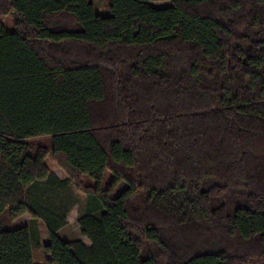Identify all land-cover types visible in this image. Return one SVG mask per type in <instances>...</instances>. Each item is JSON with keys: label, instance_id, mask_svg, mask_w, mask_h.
Segmentation results:
<instances>
[{"label": "trees", "instance_id": "1", "mask_svg": "<svg viewBox=\"0 0 264 264\" xmlns=\"http://www.w3.org/2000/svg\"><path fill=\"white\" fill-rule=\"evenodd\" d=\"M109 3L0 0V264H264V0Z\"/></svg>", "mask_w": 264, "mask_h": 264}, {"label": "rangeland", "instance_id": "2", "mask_svg": "<svg viewBox=\"0 0 264 264\" xmlns=\"http://www.w3.org/2000/svg\"><path fill=\"white\" fill-rule=\"evenodd\" d=\"M98 9L99 11L104 15L110 14V3L109 0H90ZM155 7H164L168 6L170 4L169 1H161V2H152L151 3ZM3 23L5 27L9 30H12L14 28L13 24V18L11 15H6L3 17ZM30 145L34 148L39 145H45L49 148V153L47 155V158L45 160V163L50 167L55 165L52 157H51V139L49 136L44 137H38L28 140ZM56 166V165H55ZM58 173L62 172L57 169ZM64 174V173H63ZM111 172L107 171L105 175V181L103 186L106 187L111 178H112ZM72 186V184H71ZM126 186V183L124 181L119 182L113 189V195H118ZM75 198L77 200V204L73 207V209L70 211L69 215V223L62 229V231L58 234V236L65 240H72V239H80L85 244H89V241L87 238L81 235L80 227L77 223L78 216L83 213L85 208V202H86V196L78 191L75 193ZM29 215L24 214L22 217L17 218L14 221V227L19 226L20 223H23L25 219H28ZM38 227H39V237H40V243L39 246H36L33 248V258L35 262L39 263H45L46 257L48 256L44 250L42 245L47 240V232L45 225L42 221H38Z\"/></svg>", "mask_w": 264, "mask_h": 264}, {"label": "crops", "instance_id": "3", "mask_svg": "<svg viewBox=\"0 0 264 264\" xmlns=\"http://www.w3.org/2000/svg\"><path fill=\"white\" fill-rule=\"evenodd\" d=\"M50 168H51V170H53L55 173H56V175L58 176V177H60V178H64L65 177V174H63V171L60 169V168H58L57 166H55V165H53L52 167L50 166ZM56 168L57 169H59L61 172H62V174L61 173H58L57 172V170H56ZM72 187V186H71ZM73 188V187H72ZM73 193H74V195H75V193H76V191H74L73 190ZM77 201V200H76ZM85 209V208H84ZM24 215V214H23ZM22 215V216H23ZM22 216H20V217H22ZM30 218V217H29ZM29 218L28 219H25V221L23 222V223H25V222H27L28 220H29ZM16 220V219H15ZM14 220V221H15ZM14 221H13V226H14ZM69 223V215L67 216V224ZM66 226V225H65ZM64 226V227H65ZM64 227H62L61 229H59L58 231H57V235L62 231V229L64 228ZM48 257V256H47ZM46 257V258H47Z\"/></svg>", "mask_w": 264, "mask_h": 264}]
</instances>
